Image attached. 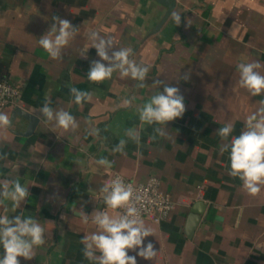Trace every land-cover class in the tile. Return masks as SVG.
Listing matches in <instances>:
<instances>
[{
	"label": "crops",
	"instance_id": "1",
	"mask_svg": "<svg viewBox=\"0 0 264 264\" xmlns=\"http://www.w3.org/2000/svg\"><path fill=\"white\" fill-rule=\"evenodd\" d=\"M165 10L155 0H0V78L17 86L16 104L38 119L24 134L28 121L11 118L15 105L1 111L10 125L0 128V182L18 179L30 195L15 210L4 201L0 216H32L50 230L36 256L20 257V264H94L83 255L81 239L98 230L91 223L94 211L117 212L100 194L114 172L134 181L156 175L175 205L160 222L143 219L153 233L144 245L152 242L157 255L152 261L137 256V264H264V186L252 196L229 175V154L221 153L224 142L216 133L231 123L238 136L264 100L239 87L237 70L239 63L255 62L264 75V0H175L160 23ZM172 12L181 15L179 25ZM53 16L79 28L56 60L38 44ZM92 31L115 40L110 56L119 48L133 50L130 58L149 68L144 88L118 72L110 80L88 81L91 62L100 60L89 47ZM156 80L178 87L186 105L163 137L154 131L161 125L142 122L137 112L163 91L153 87ZM69 87L91 92V100L76 105ZM48 101L53 110L74 115L78 128H54L39 114ZM129 129L139 143L126 135ZM121 140L123 152L114 153ZM101 158L111 168L96 164ZM196 200L204 211L187 235Z\"/></svg>",
	"mask_w": 264,
	"mask_h": 264
},
{
	"label": "clouds",
	"instance_id": "2",
	"mask_svg": "<svg viewBox=\"0 0 264 264\" xmlns=\"http://www.w3.org/2000/svg\"><path fill=\"white\" fill-rule=\"evenodd\" d=\"M172 18L176 25L181 23V15L172 12ZM53 23L50 29L42 35L38 44L53 60L61 58L62 50L69 45L70 41L78 34L79 28L72 25L68 19L59 16L52 17ZM91 41L89 47L96 49L100 60L92 61L87 73L90 82L100 83L110 80L113 73L118 72L121 79L131 78L138 81L137 87L144 88L149 68L137 64L130 57L133 55L131 48H119L109 55V50L116 45L112 37L105 39L98 32L88 34ZM87 50L84 49L81 56L87 58ZM101 61H106L107 65ZM259 63H239V87L246 89L251 96L264 94V75L258 69ZM183 79H189L186 74ZM153 87L163 89L155 92L148 102L137 108L139 118L148 125H161L155 128V132L163 137L168 122L182 118L186 105L184 97L178 87L169 86L163 81L156 80ZM70 96L76 105L90 101L92 93L82 91L76 87H69ZM135 97L132 98L134 100ZM132 100L125 99L124 104L130 105ZM259 108L249 114L245 122V130L238 136L232 135L231 123L220 127L216 132L224 142L221 145V153L227 152L229 160V175L238 178L242 182L243 189L252 196L257 195L264 186V100L259 101ZM39 114L46 118L49 123H54V128L63 131H75L78 128L76 117L64 109L53 110L50 101L43 104ZM10 125V117L0 112V128ZM126 135L139 143V137L133 129H129ZM155 137H153L154 139ZM126 141L121 140L113 149V152H123ZM96 164L111 168L112 164L106 158L95 161ZM103 202L107 209L120 210L115 215H109L108 211H94L91 223L96 225L97 231L91 235H85L81 239L84 245L83 255L94 264H137L139 256L146 261H152L157 255L152 242L144 245V240L153 233L140 218L134 197V188L131 184H125L121 177L117 176L104 183L100 188ZM30 195L28 187L20 183L18 179L0 182V204L10 201L13 207L19 205ZM63 219V217H62ZM82 222L89 223V215L82 214ZM48 224H54L47 221ZM46 230L43 224L32 216L15 215L8 217L0 216V247L4 254L0 256V264H20L18 258L26 261L36 256V249L46 243ZM129 250L136 255H129ZM99 253V255H97Z\"/></svg>",
	"mask_w": 264,
	"mask_h": 264
},
{
	"label": "built area",
	"instance_id": "3",
	"mask_svg": "<svg viewBox=\"0 0 264 264\" xmlns=\"http://www.w3.org/2000/svg\"><path fill=\"white\" fill-rule=\"evenodd\" d=\"M18 94V88L15 84L0 78V112L6 107L17 105ZM117 176L121 177L125 184L133 186L134 197H140L139 200L134 202L142 220L150 219L153 222H160L166 219L174 208L175 205L171 197L160 189V180L156 175L151 174L143 181H134L114 172L110 175L108 181ZM116 211L122 213L123 209Z\"/></svg>",
	"mask_w": 264,
	"mask_h": 264
},
{
	"label": "water",
	"instance_id": "4",
	"mask_svg": "<svg viewBox=\"0 0 264 264\" xmlns=\"http://www.w3.org/2000/svg\"><path fill=\"white\" fill-rule=\"evenodd\" d=\"M155 1L161 3L162 5H164L166 7L165 13L160 20V23H161L166 18V16L169 14L170 10L172 9V7L174 5L175 0H155ZM15 115H19L28 121V125H27L26 130L24 131V134L30 133L33 130V128H34V126L38 120L37 117H35L30 112L22 109L18 105H15L13 107L11 118L14 117ZM204 206L205 205H204L203 201H201V200L194 201L192 207L190 208V212L187 216L186 228H185L187 235H190L192 233V231L194 230V228L196 227V225L198 224V222L201 218V215L204 211L201 209V207L204 208Z\"/></svg>",
	"mask_w": 264,
	"mask_h": 264
}]
</instances>
